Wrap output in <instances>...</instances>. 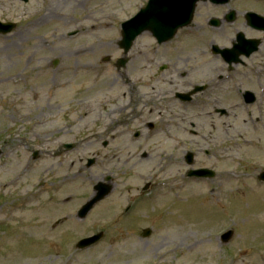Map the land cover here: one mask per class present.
Returning a JSON list of instances; mask_svg holds the SVG:
<instances>
[{
	"label": "rangeland",
	"instance_id": "374dc122",
	"mask_svg": "<svg viewBox=\"0 0 264 264\" xmlns=\"http://www.w3.org/2000/svg\"><path fill=\"white\" fill-rule=\"evenodd\" d=\"M146 2L0 0V21L17 24L0 36V264H264V185L257 180L264 171V115L234 108L238 92L253 84L264 93L259 70L239 66L231 80L219 81V63L199 53L202 37L190 51L183 44L162 54L157 66L176 64L178 72H145L148 41L142 36L125 56L117 43L120 24ZM206 15L214 14L196 15L192 25ZM122 58L130 63L116 70ZM259 61L261 54L245 64ZM40 73L48 75L36 80ZM182 79L207 83L211 97L175 101ZM220 109L227 118L215 113ZM147 123L160 129L151 139ZM134 132L141 137L134 140ZM186 152L195 156L193 168L216 172L213 186L184 177ZM88 159L95 163L86 168ZM16 173H23L17 182ZM148 181L150 194L138 200ZM100 182L112 193L77 221ZM145 229L147 238L140 236ZM226 230L233 236L222 244ZM100 232L105 238L97 245L75 249Z\"/></svg>",
	"mask_w": 264,
	"mask_h": 264
},
{
	"label": "flooded vegetation",
	"instance_id": "af4514ba",
	"mask_svg": "<svg viewBox=\"0 0 264 264\" xmlns=\"http://www.w3.org/2000/svg\"><path fill=\"white\" fill-rule=\"evenodd\" d=\"M240 2H242L243 7L238 5ZM231 9H236L238 11L235 14L234 22H232V23L222 22L219 25V27H217V28H210L208 26V20L210 17H213V16L218 17L217 14L221 11H222L221 17H223ZM247 10H252V11H254L253 13L264 16V3L261 2L260 0H239L238 3H235L233 5L228 4L226 6H219V7L211 6L209 4H199L198 12H197V19L198 20L201 19V16L204 13H207V12H212L214 15L210 16L208 19H207V15H206V18L201 23H199L197 25H192L189 28L181 30L178 33L177 37L173 41H171L167 44L158 46L152 40L149 39L148 45L146 47L147 51L144 52L142 61L140 63V65H142V69L148 73V72H150V71H148V69H150L151 67L152 68L159 67L157 65H158V61L161 58L162 54L166 55L169 52L175 53L176 52L175 46L179 47V46L184 44L185 49L190 51L191 42L196 43L197 40L195 38L197 36H201V37L212 36V37L226 39V38H228V36L232 35V31H233L234 37L239 32L244 33L247 37L249 35L248 33L255 34L252 37L245 38L246 40H249V41L264 38V35L262 34V32L259 33V32H257V30L255 31V29L252 27L251 23H249V21L246 19V15H247L246 11ZM230 25H232L234 27L230 28ZM238 25L241 26L242 31H239L237 29ZM233 40H234V38H233ZM202 53L205 54L204 51ZM129 63H130V60H128L126 62L127 65ZM170 64L171 63H168V62H166L165 64H162V66H160L158 68V73L162 72L164 70H167V73L169 75H171L173 73L172 71L178 72L177 65L173 64V69H171ZM159 74H161V73H159ZM142 75L146 76L145 73H142ZM187 76L190 78L191 73H188ZM182 80L183 81H181V85L184 87V90L181 92H175L174 93L175 96L177 94L188 93V91H190V89L192 87V84L188 80H186V79H182ZM153 89H155V88H153ZM205 92H207V89L205 90ZM175 96H174V98H175ZM125 127L126 128H124V133L123 132H120V133L125 134L128 131L127 130L128 125H125ZM173 128L178 129V125L173 126ZM151 130H153V129H151ZM138 136L141 137V134H139ZM152 136L153 135H151V134H147L148 138H151Z\"/></svg>",
	"mask_w": 264,
	"mask_h": 264
},
{
	"label": "water",
	"instance_id": "95a60500",
	"mask_svg": "<svg viewBox=\"0 0 264 264\" xmlns=\"http://www.w3.org/2000/svg\"><path fill=\"white\" fill-rule=\"evenodd\" d=\"M198 0H149L145 9L131 21L122 25V41L121 48L126 53L134 39L144 31H151L159 43L169 40L173 37L176 29L188 23L191 19L193 8ZM4 33L9 32L13 26L6 25ZM35 157V155H34ZM188 164H192L191 156L188 157ZM189 175L199 177H210L212 172L201 170L189 172ZM264 181V175L260 176ZM97 192L94 199L88 202L79 212V219H83L90 209L104 198L110 191L109 188L98 185L94 188ZM149 235V231H145V236ZM231 236V232L226 234L224 242H227ZM100 236H95L88 240H83L78 244V248H84L95 243Z\"/></svg>",
	"mask_w": 264,
	"mask_h": 264
},
{
	"label": "bare ground",
	"instance_id": "6f19581e",
	"mask_svg": "<svg viewBox=\"0 0 264 264\" xmlns=\"http://www.w3.org/2000/svg\"><path fill=\"white\" fill-rule=\"evenodd\" d=\"M0 54H4V52L2 51V50H0ZM39 71V70H38ZM39 73V72H38ZM72 74H73V72H71ZM68 74H70V73H68ZM48 74H44V73H40V74H37L36 75V77H35V79L37 80V79H41V78H44V77H46ZM71 75V74H70ZM37 77H39V78H37ZM47 85V81H45V82H43V83H41V84H38V87L39 86H41V87H43V86H46ZM68 85V83L66 84V86ZM0 86H1V81H0ZM20 179H21V176H20ZM11 184H14V182H12Z\"/></svg>",
	"mask_w": 264,
	"mask_h": 264
}]
</instances>
